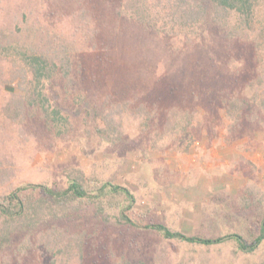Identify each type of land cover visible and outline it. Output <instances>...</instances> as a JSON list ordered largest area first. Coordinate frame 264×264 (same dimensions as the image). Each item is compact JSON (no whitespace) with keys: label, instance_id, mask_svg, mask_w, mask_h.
<instances>
[{"label":"rangeland","instance_id":"rangeland-1","mask_svg":"<svg viewBox=\"0 0 264 264\" xmlns=\"http://www.w3.org/2000/svg\"><path fill=\"white\" fill-rule=\"evenodd\" d=\"M95 5V0H0V29L7 38L14 33L24 42L37 37L67 46L73 39V50L79 51L70 61L71 77L57 72L43 78L38 89L47 100L36 105V118L27 107L10 119L4 107L17 106L30 78L6 65L4 59L11 56L1 49L0 195L25 183L65 187L69 175L83 173L98 185L129 189L133 202L125 211L139 225L160 222L190 235L238 233L251 240L264 214L263 131L247 125L231 135L213 101L201 98L208 84L203 73L210 71L212 79L214 71L196 49L180 46L183 27L164 18L158 29L148 28L153 32L122 19L113 25L102 16L91 17L88 7ZM108 23L122 35L111 44L121 48L122 58L104 69L93 51L110 46L95 40ZM137 95L155 100L151 119L124 116L122 135L114 142L100 138L85 111L89 103ZM171 105L177 109L169 115L181 114L185 122L191 116L181 109L194 110L192 124L167 121ZM247 190L248 201H242ZM103 199L100 211L89 204L76 212H56L39 240L0 252V264H264V240L254 252L242 253L232 239L211 245L167 239L153 229L120 222V209L128 205L121 192Z\"/></svg>","mask_w":264,"mask_h":264},{"label":"trees","instance_id":"trees-1","mask_svg":"<svg viewBox=\"0 0 264 264\" xmlns=\"http://www.w3.org/2000/svg\"><path fill=\"white\" fill-rule=\"evenodd\" d=\"M95 2L98 5L88 7L91 17L99 15L112 24L114 21L117 24L122 19L129 22L134 29L143 28L144 31L153 32V29H158L159 20L164 18L172 19L178 27H183L180 46L196 49L198 57L209 63L208 70L214 71L212 79L209 77L210 71L208 74L203 73L207 76L205 81L207 80L208 84L202 91L201 98L206 102L213 101L211 106L217 107L221 112L220 117L225 120L226 128L231 135L240 133L247 125L259 128L264 133V0H95ZM93 23L96 24L94 20ZM113 25L110 27L108 23L107 29L95 39L110 46L106 45L100 51L93 48V52L98 54L99 60L105 65L104 69L109 64L117 65L122 58L121 48L118 47L119 51L111 46L115 41L118 43L122 36ZM171 28L177 27L172 25ZM187 29H194L196 33ZM97 32L93 29V33ZM11 34L13 35L7 38L6 33L0 29V53L4 48L6 55L11 56L4 59V63L10 65L16 73L19 72L22 78L29 77L30 85L20 88L22 92L15 108L8 105L4 107L5 116L14 119L18 117L19 112L24 114L25 108L30 107L32 113L29 116L36 118V105L47 100L38 89L43 78H49L57 72L63 77H71L70 61L75 60L79 51L73 50V39L67 46L64 42L58 44L53 39L41 43L37 37L24 42L22 36ZM156 34L158 35L157 32ZM154 102L155 100L142 99L138 95L135 99L118 101L110 99L108 102L102 100L100 104H97V99L94 98L85 111L87 116L93 118L94 130L98 136L108 142H114L116 137L123 134L121 119L124 116L151 119L149 113L152 104H156ZM200 103L203 106V99ZM171 109L177 108L174 105L169 106L165 116L167 121L173 122V126H181V122L182 126L192 124L195 118L194 110L190 112L189 109H181L186 110L191 116L188 122H185L181 114L177 117L171 113L169 115ZM45 118L48 120L49 116L46 115ZM109 192H121L128 201V205L120 209L119 220L122 224L150 228L167 239L201 245L232 239L237 250L242 253L254 252L264 240V214L259 221V233L251 240L238 233H225L214 237L190 235L160 222L139 225L125 211L133 202V195L129 189L109 182L98 185L80 173L76 176L69 175L65 187L25 183L0 195V252L10 250L23 241L33 242L37 238L39 240L42 228L52 225L56 219V212L60 210L72 209L76 212L91 204L100 211L103 198ZM244 192L242 201H248L249 191ZM258 202L260 199H257L256 203ZM82 250L83 247L81 253ZM117 264L154 263L123 260Z\"/></svg>","mask_w":264,"mask_h":264}]
</instances>
